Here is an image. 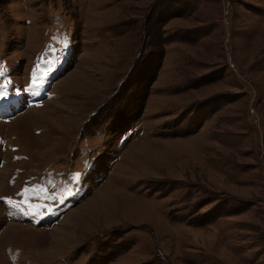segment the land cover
<instances>
[{"label":"rangeland","instance_id":"374dc122","mask_svg":"<svg viewBox=\"0 0 264 264\" xmlns=\"http://www.w3.org/2000/svg\"><path fill=\"white\" fill-rule=\"evenodd\" d=\"M0 68V264H264V0H0Z\"/></svg>","mask_w":264,"mask_h":264},{"label":"snow or ice","instance_id":"6c2138e0","mask_svg":"<svg viewBox=\"0 0 264 264\" xmlns=\"http://www.w3.org/2000/svg\"><path fill=\"white\" fill-rule=\"evenodd\" d=\"M43 63H47L49 65V67L51 66V62L50 61H41L40 63H38L36 65V68L33 70L32 73V83L29 86L31 87H38L40 85L43 84L44 79L47 77L48 72L46 69L42 68V64ZM3 69L0 68V75H3ZM6 87V86H5ZM5 98V93L0 92V99H4ZM78 175L76 176V178H78ZM65 191L67 192L68 195H72L73 193L71 192L70 189H65ZM41 192H46L45 189H29V188H24L19 195H21L23 197L22 200L20 201H15L12 200L10 198H5V202L9 205H11L12 207L19 209L22 213H24L25 215H31V216H36L37 213L39 212L41 207H45L44 205H38V204H33L30 202L29 193H32L33 195L39 197V194ZM46 199H60V202L63 203L64 199H66V197H57L56 195H46L45 196ZM25 207L27 208V211H25Z\"/></svg>","mask_w":264,"mask_h":264},{"label":"bare ground","instance_id":"6f19581e","mask_svg":"<svg viewBox=\"0 0 264 264\" xmlns=\"http://www.w3.org/2000/svg\"><path fill=\"white\" fill-rule=\"evenodd\" d=\"M73 212V211H72ZM71 213V212H70Z\"/></svg>","mask_w":264,"mask_h":264}]
</instances>
